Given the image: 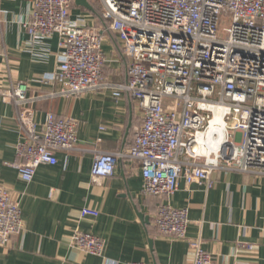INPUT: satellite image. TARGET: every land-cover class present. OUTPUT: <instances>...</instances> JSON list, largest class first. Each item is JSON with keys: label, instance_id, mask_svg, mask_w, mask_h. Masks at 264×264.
I'll use <instances>...</instances> for the list:
<instances>
[{"label": "built area", "instance_id": "built-area-1", "mask_svg": "<svg viewBox=\"0 0 264 264\" xmlns=\"http://www.w3.org/2000/svg\"><path fill=\"white\" fill-rule=\"evenodd\" d=\"M33 2L24 27L34 38L58 35L62 48L44 81L61 84L65 96L111 90L116 99L128 93L137 101L142 122L132 144L97 150L92 178L112 175L123 158L140 162L143 194L167 199L154 218L161 233L186 238L190 208L171 203L181 178L211 187L218 170L264 175V0H101L103 19L131 58L122 83L105 77L100 29L72 20L75 0ZM0 96L20 108L35 100L24 82L1 88ZM19 120L16 167L25 183L39 166L57 164L59 151L80 149L76 118L48 112L40 124ZM81 214L99 212L85 207ZM24 227L20 201L0 186V248ZM189 243L190 264H215L201 238ZM71 245L102 256L107 241L77 231Z\"/></svg>", "mask_w": 264, "mask_h": 264}, {"label": "crops", "instance_id": "crops-1", "mask_svg": "<svg viewBox=\"0 0 264 264\" xmlns=\"http://www.w3.org/2000/svg\"><path fill=\"white\" fill-rule=\"evenodd\" d=\"M89 1L93 10L74 3L71 18L100 29L105 77L125 82L131 58L103 19L101 0ZM33 3L0 0V89L24 82L35 98L20 108L0 96V186L20 201L25 222L24 230L0 248V264H190L194 252L189 241L194 238H201L215 264H264L263 174L218 170L211 187L181 178L171 203L190 208L186 238L156 227L158 207L167 199L143 194L140 162L123 158L112 175L93 180L95 152L128 148L142 122L140 107L128 93L118 99L111 90L65 96L59 94L61 84L44 81L58 67L62 48L58 35L34 38L24 27ZM48 112L80 121V149L59 151L57 164L39 166L25 183L16 167L21 161L16 146L23 138L19 116L40 124ZM85 207L99 215L82 216ZM77 231L105 239L104 254L73 247Z\"/></svg>", "mask_w": 264, "mask_h": 264}, {"label": "water", "instance_id": "water-1", "mask_svg": "<svg viewBox=\"0 0 264 264\" xmlns=\"http://www.w3.org/2000/svg\"><path fill=\"white\" fill-rule=\"evenodd\" d=\"M76 5L93 10V5L89 0H75Z\"/></svg>", "mask_w": 264, "mask_h": 264}]
</instances>
